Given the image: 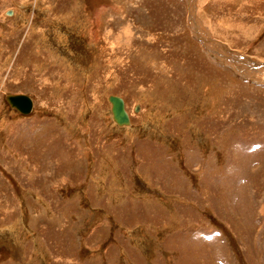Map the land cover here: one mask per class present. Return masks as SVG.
I'll use <instances>...</instances> for the list:
<instances>
[{
    "label": "rangeland",
    "instance_id": "rangeland-1",
    "mask_svg": "<svg viewBox=\"0 0 264 264\" xmlns=\"http://www.w3.org/2000/svg\"><path fill=\"white\" fill-rule=\"evenodd\" d=\"M0 264H264V0H0Z\"/></svg>",
    "mask_w": 264,
    "mask_h": 264
},
{
    "label": "water",
    "instance_id": "water-1",
    "mask_svg": "<svg viewBox=\"0 0 264 264\" xmlns=\"http://www.w3.org/2000/svg\"><path fill=\"white\" fill-rule=\"evenodd\" d=\"M6 103L17 110L20 114L27 115L32 110V102L25 95H8L5 98ZM108 101L111 103V113L117 124H126L128 117L123 108V101L116 96H109Z\"/></svg>",
    "mask_w": 264,
    "mask_h": 264
},
{
    "label": "bare ground",
    "instance_id": "bare-ground-1",
    "mask_svg": "<svg viewBox=\"0 0 264 264\" xmlns=\"http://www.w3.org/2000/svg\"><path fill=\"white\" fill-rule=\"evenodd\" d=\"M209 40V39H208ZM209 42V41H208ZM208 45V44H207ZM219 46V45H218ZM224 47V46H223ZM214 48V47H213ZM217 48V47H216ZM225 49V48H224ZM208 50V49H207ZM210 50V49H209ZM228 50V49H227ZM226 50V51H227ZM229 52H227V57L228 58H231L230 56H229V54H228ZM225 55V54H224ZM239 60V59H238ZM243 62H246V61H243ZM256 70V69H255ZM258 70V69H257ZM256 72V71H255ZM254 76V75H253ZM18 95H21V94H18ZM26 96V95H25ZM28 97V96H27ZM29 98V97H28ZM30 99V98H29ZM31 100V99H30ZM123 101V100H122ZM31 102H32V100H31ZM109 102V101H108ZM110 103V102H109ZM32 105H33V103H32ZM110 106H111V103H110ZM12 108V107H11ZM123 108H124V102H123ZM12 109H14V108H12ZM17 111V110H16ZM124 111H125V109H124ZM31 112H32V110H31ZM30 112V113H31ZM19 113V112H18ZM29 113V114H30ZM110 113H111V107H110ZM125 113H126V111H125ZM21 115H23V114H21ZM28 115V114H27ZM126 115H127V117H128V114L126 113ZM111 117H112V121H113V123L115 122L114 121V119H113V116H112V113H111ZM115 125H117L118 127H123V126H127V125H129L130 123H129V118H128V122L126 123V124H117L116 122L114 123Z\"/></svg>",
    "mask_w": 264,
    "mask_h": 264
}]
</instances>
